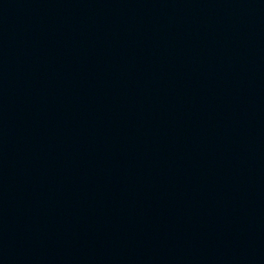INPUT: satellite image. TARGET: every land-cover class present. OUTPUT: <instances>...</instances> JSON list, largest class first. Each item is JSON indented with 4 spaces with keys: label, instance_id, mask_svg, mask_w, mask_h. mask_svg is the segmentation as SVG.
<instances>
[{
    "label": "water",
    "instance_id": "obj_1",
    "mask_svg": "<svg viewBox=\"0 0 264 264\" xmlns=\"http://www.w3.org/2000/svg\"><path fill=\"white\" fill-rule=\"evenodd\" d=\"M264 0H0V264H253Z\"/></svg>",
    "mask_w": 264,
    "mask_h": 264
}]
</instances>
